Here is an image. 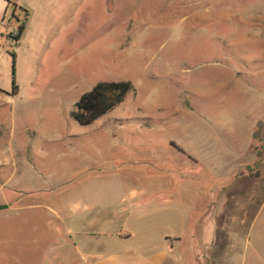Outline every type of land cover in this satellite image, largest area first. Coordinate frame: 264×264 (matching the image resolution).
<instances>
[{"label":"rangeland","instance_id":"obj_1","mask_svg":"<svg viewBox=\"0 0 264 264\" xmlns=\"http://www.w3.org/2000/svg\"><path fill=\"white\" fill-rule=\"evenodd\" d=\"M0 2V264L171 234L178 264H264V0ZM102 82L133 90L81 126Z\"/></svg>","mask_w":264,"mask_h":264},{"label":"crops","instance_id":"obj_2","mask_svg":"<svg viewBox=\"0 0 264 264\" xmlns=\"http://www.w3.org/2000/svg\"><path fill=\"white\" fill-rule=\"evenodd\" d=\"M7 10L6 4L0 2V16H4L5 12ZM154 190L156 187H154ZM150 192V191H149ZM151 193V192H150ZM158 193L156 192L155 195ZM177 199L174 197L172 199L170 196H156L155 202L157 204L156 207V213L155 217H157V214L162 213V216L164 215H170L171 211H173V203ZM127 210H119L115 212L120 214V212H125ZM177 214L174 213V219L177 218L175 216ZM186 213L185 216L186 217ZM117 216V215H116ZM182 219V218H181ZM237 220L234 219V221ZM197 224V222H196ZM196 224H193L196 228ZM234 225V224H233ZM209 224L205 226L204 228V235L206 236L208 233ZM120 231V230H119ZM125 231V230H123ZM116 233V232H115ZM129 233V232H128ZM77 236H85L87 233H77ZM116 238H118L121 241H128L132 238V235H126L125 237H120L114 234ZM178 235L171 234V235H163L161 239V246L160 248L151 247L149 242H144L142 247L140 249L130 246H124L121 248L118 252H110L108 254H94L93 257L90 259L87 264H178L177 260H173V249L178 246L182 245V241L180 240H173L174 237ZM172 238V239H171ZM184 258L182 257V263L187 264Z\"/></svg>","mask_w":264,"mask_h":264},{"label":"trees","instance_id":"obj_3","mask_svg":"<svg viewBox=\"0 0 264 264\" xmlns=\"http://www.w3.org/2000/svg\"><path fill=\"white\" fill-rule=\"evenodd\" d=\"M25 30V23H23L17 36L13 38L20 41ZM132 90L133 85L130 82L99 83L91 92L80 98L73 117L81 126H89L121 104Z\"/></svg>","mask_w":264,"mask_h":264}]
</instances>
